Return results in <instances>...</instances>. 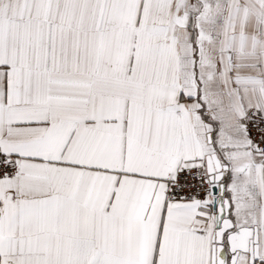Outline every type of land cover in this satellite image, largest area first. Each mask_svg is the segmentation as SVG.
<instances>
[{"label":"snow or ice","instance_id":"6c2138e0","mask_svg":"<svg viewBox=\"0 0 264 264\" xmlns=\"http://www.w3.org/2000/svg\"><path fill=\"white\" fill-rule=\"evenodd\" d=\"M0 264H264V0H0Z\"/></svg>","mask_w":264,"mask_h":264}]
</instances>
